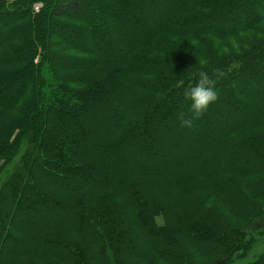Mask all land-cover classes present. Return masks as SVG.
<instances>
[{
  "label": "trees",
  "instance_id": "16d2710c",
  "mask_svg": "<svg viewBox=\"0 0 264 264\" xmlns=\"http://www.w3.org/2000/svg\"><path fill=\"white\" fill-rule=\"evenodd\" d=\"M12 1L0 264H264V0Z\"/></svg>",
  "mask_w": 264,
  "mask_h": 264
},
{
  "label": "clouds",
  "instance_id": "9594fccd",
  "mask_svg": "<svg viewBox=\"0 0 264 264\" xmlns=\"http://www.w3.org/2000/svg\"><path fill=\"white\" fill-rule=\"evenodd\" d=\"M199 77L195 86L186 90L184 93L186 99L190 101V112L192 115L190 117L181 115V127L191 128L193 119L201 117L208 110L209 106L218 100L215 81L203 71L199 74Z\"/></svg>",
  "mask_w": 264,
  "mask_h": 264
},
{
  "label": "rangeland",
  "instance_id": "374dc122",
  "mask_svg": "<svg viewBox=\"0 0 264 264\" xmlns=\"http://www.w3.org/2000/svg\"><path fill=\"white\" fill-rule=\"evenodd\" d=\"M11 1L12 0H9V3H12L13 2V1L12 2ZM40 5H41V3L37 4V6H35V7H40ZM262 226H263L262 223H256V221L252 225V227H254V228H261ZM252 260H253V257H250V259L247 262H250Z\"/></svg>",
  "mask_w": 264,
  "mask_h": 264
},
{
  "label": "built area",
  "instance_id": "2783aa9c",
  "mask_svg": "<svg viewBox=\"0 0 264 264\" xmlns=\"http://www.w3.org/2000/svg\"><path fill=\"white\" fill-rule=\"evenodd\" d=\"M36 11L38 12V11H39V9H38V8H36Z\"/></svg>",
  "mask_w": 264,
  "mask_h": 264
}]
</instances>
